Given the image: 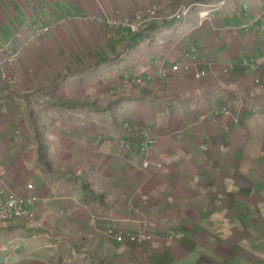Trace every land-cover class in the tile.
Instances as JSON below:
<instances>
[{
	"label": "crops",
	"instance_id": "1",
	"mask_svg": "<svg viewBox=\"0 0 264 264\" xmlns=\"http://www.w3.org/2000/svg\"><path fill=\"white\" fill-rule=\"evenodd\" d=\"M263 20L264 0H0V195L42 201L0 221V264H264Z\"/></svg>",
	"mask_w": 264,
	"mask_h": 264
},
{
	"label": "built area",
	"instance_id": "2",
	"mask_svg": "<svg viewBox=\"0 0 264 264\" xmlns=\"http://www.w3.org/2000/svg\"><path fill=\"white\" fill-rule=\"evenodd\" d=\"M190 8H182L177 13L167 14L161 12L158 8L146 9L137 12L134 17L129 19H118L107 21L110 25L120 26L127 28L132 34H139L142 30L147 29L152 23L156 24H166L176 21H180L188 15ZM264 26V20H263ZM47 30H44L45 33ZM0 58V75L3 82L12 84L13 81L8 77V67L12 66L17 58V53H12V51H4ZM178 69V67H175ZM227 72V71H226ZM205 76V74L197 75L196 78L200 79ZM257 82H260L258 79ZM227 114V112H224ZM149 166V162L145 163V167ZM159 167V166H158ZM27 195L20 196L14 193H7L4 197L0 195V220L1 221H12L16 219L29 220L32 223L35 222L36 214L33 211L35 205L41 202L36 193V187L33 184H28L26 187ZM112 232V231H111ZM111 235H113L111 233ZM116 240L120 243L124 242H135L137 237L132 234L124 236L123 234L117 233L114 235ZM149 238V236H148Z\"/></svg>",
	"mask_w": 264,
	"mask_h": 264
},
{
	"label": "rangeland",
	"instance_id": "3",
	"mask_svg": "<svg viewBox=\"0 0 264 264\" xmlns=\"http://www.w3.org/2000/svg\"><path fill=\"white\" fill-rule=\"evenodd\" d=\"M187 8H188V7H187ZM6 51H11V50L6 49L5 52H6ZM190 56H191V55H189V57H190ZM177 70H178V69H175V70L173 69V71H177ZM203 77H204V76H203ZM201 78H202V77H201ZM201 78H200V79H201ZM196 79H197V78H196ZM200 79H197V80H200ZM28 184H30V183H28ZM31 184H33V183H31ZM33 185H35V184H33ZM26 187H27V186H26ZM35 187H36V185H35ZM38 197H39V195H38ZM39 199L41 200L40 197H39ZM41 202H42V201H41ZM41 202H40V203H41ZM34 207H35V206H34ZM33 211H34V208H33ZM34 213H35V211H34ZM35 214H36V213H35ZM20 220H22V219H20ZM23 220H24V219H23ZM0 221H1V220H0ZM26 221H27L29 224H32L31 221H29V220H27V219H26ZM32 226H34V224H32ZM52 239H53V240H49V241L53 244V248H55V246H56V244H57V243H56L57 240H54V238H52ZM58 241H59V240H58ZM73 241L75 242L76 240H73ZM58 246H59V244H58ZM73 246H75L74 243H73Z\"/></svg>",
	"mask_w": 264,
	"mask_h": 264
}]
</instances>
